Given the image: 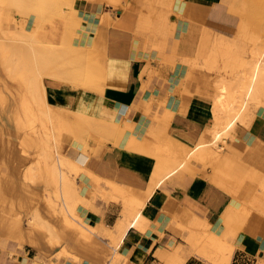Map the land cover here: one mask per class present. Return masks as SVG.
Here are the masks:
<instances>
[{
    "label": "crops",
    "instance_id": "1",
    "mask_svg": "<svg viewBox=\"0 0 264 264\" xmlns=\"http://www.w3.org/2000/svg\"><path fill=\"white\" fill-rule=\"evenodd\" d=\"M77 3L75 8L78 16L82 18V28L78 30L81 38L76 39L75 43L88 45L99 36L97 41L100 51L96 55L98 57L92 56L90 60L94 66L89 69L91 73L86 74L90 85L86 87L90 89L45 77L46 99L52 98L48 103L54 106L65 107L64 109L68 107L69 111L76 109L101 122L112 123L123 133L120 142L109 139L102 143L90 137L86 141H78L81 146L77 149L80 152L85 151L89 156L85 163L86 170L98 175L102 180L114 181L128 190L133 189L131 201H144L140 210V217L142 215L143 218L138 219V225H129L119 235L116 229L118 220L130 219L124 212L127 209L122 204L123 199H110L108 202L94 199L95 189L90 186L88 177H78L76 180L77 184L83 183L92 191L87 197V201L91 202L90 207L81 203L77 205L78 217L73 218L74 215L65 210L62 200H57L54 193H51V187L49 192L42 191L37 199L9 198L7 205L0 208V217L19 218L24 238L30 239L31 234V239L35 242L31 244L26 240L21 243L17 239L7 238L6 230H0V264H212L201 258L185 238L187 234L190 235L193 223L198 219L203 225L207 224L211 232L216 235L218 233V236L226 232L228 241L235 246L231 264L236 258L243 257L255 259L257 264L260 263V259L264 258V219L236 233L235 228L227 229L224 226V209L229 207L232 197L206 176L210 174V168L205 169L202 164L194 161L189 169H181L175 176L158 183L154 192L147 197L146 188L149 186L157 159L150 153L144 154L141 153L143 151L126 148L131 137L149 138L148 133L152 130L158 133L162 131L189 148L198 143L202 136L200 132L211 121V101L201 97L183 96L180 93V84L189 75L190 68L180 61L171 65L170 59L175 56L171 49L160 55L155 48L161 39L158 26L166 20L167 29L174 32V39L171 41L174 40L175 44L181 42L180 44L186 47V56L190 58L196 43L199 42L201 30L209 28L223 32L230 25L231 18L226 2L128 0L126 7L118 10L116 15L100 3L86 0H79ZM105 12L109 13L110 21L101 24L100 15ZM195 12L197 13L194 14ZM11 87L12 97H18L19 85L11 82ZM17 100L14 102L11 99L8 107H19L21 100ZM1 110L2 106L0 181L9 187V184H13L16 174L15 155L17 152L27 154L21 143L26 137L25 134L29 137L32 132L30 128H20L15 115L13 120L9 121ZM166 112H169V115ZM22 115L24 116L23 113ZM248 116V125L237 129L238 138L247 144L242 143L239 146L264 144V107L253 109ZM98 136L95 135V138ZM69 137L67 134L65 138L68 143ZM28 148L34 150L35 147L32 145ZM109 155L112 160L108 158ZM122 157L123 160H130H122L125 162L122 164ZM21 170L22 168L19 169ZM134 170L142 172L139 174ZM138 174L144 176L137 178ZM202 190L207 195L210 192L211 194L203 195ZM47 196L58 203L51 207L47 203ZM128 197L130 198V194ZM37 202L41 219L35 226L32 224L35 220L34 205ZM67 219L71 223H68ZM79 220L80 223H86L87 226L96 227L100 231L109 228L110 233H95L91 240L83 239L75 226L80 224ZM189 224L192 227L188 226ZM181 251L184 253L181 254Z\"/></svg>",
    "mask_w": 264,
    "mask_h": 264
},
{
    "label": "bare ground",
    "instance_id": "2",
    "mask_svg": "<svg viewBox=\"0 0 264 264\" xmlns=\"http://www.w3.org/2000/svg\"><path fill=\"white\" fill-rule=\"evenodd\" d=\"M62 1H65V2H67V4H69V6L71 7V11L68 14L65 13L66 32H65V35H64V37L60 43H52V42H46V41H42V40L40 41V40L36 39V37H35L36 29L32 28L33 29V31H32L31 29L28 30V29H25L24 27L18 28V27H15V24H16L15 22H14V25H10V27L3 26V24L1 23V19H2L1 17L3 14L0 12V15H1L0 16V33H2V35L4 36L3 37L4 42H3V40L0 41L1 42L0 43V59H1V61L2 60L4 61V63H5L4 65L7 66L6 68L8 69V72H10V74L13 77H17L18 79H20L22 81V85H23V89H24L23 91H21V92H23V94L21 93L22 100H23L22 105H24V107H25L24 109L26 110V113L28 114V112H29L28 110H30L32 107V110L34 111V114L36 115V117L40 118L39 120H41L43 122L48 121L50 119V112L48 111L47 107L38 108V106H42V105H46V104L49 105L48 101L50 102V100L52 99V98L50 100H47L49 98L46 99V86L44 85V83H45L44 77H46V75H49L51 77L59 79L60 81L73 82V83H76V85H78L79 84L78 82L81 81V78L85 73V70L87 68H89V69L93 68L92 66H94L93 62L88 57V54H87L88 52L85 49L86 48L85 45H82V43L77 44V43H75V41H73L74 35L76 33L75 27L77 26V24L81 18V17L77 16L78 15V14H76L77 11L73 9V0H67V1L62 0ZM99 1L101 3H103L102 0H99ZM49 2H50V0H0V4H2L3 7L6 6V8H9V6H10V8L11 7L17 8L18 14L21 15L20 17L25 18V17H28L30 15V16H34V18L37 21L41 20V18L48 15V13H51V12H49V5H51V4H49ZM104 2L110 6H114V7L118 6L117 2L115 0H104ZM2 6H1L0 10H2ZM53 7L55 8V6H53ZM3 11H4V8H3ZM53 11H54L53 13L57 12L60 15L62 13V11H59L57 7ZM100 11H101V9H100ZM7 12H8V9H7ZM107 13L108 12H106V14L100 15L101 16V22L108 23L110 21V16L107 15ZM196 13L197 12H195L194 14H196ZM9 15H10V13H9ZM10 16L12 17V15H10ZM46 37H49V36H46ZM55 38H56V35H55ZM261 41L264 42V37H263V40H261ZM261 46H260L261 48L259 49L256 45V47L252 50V52L249 54V56L247 58H245V60L242 58V56L239 57L238 55H236L235 57H236V60H238V61L233 60V62L236 61L237 63H231V61H230V64L232 67H234V65H236V64H237V67L244 66V68L242 67V69H241L242 71L239 70L240 72H238L237 74L235 73V75L233 74L232 77H229V78L227 76L221 75L220 84L216 87L217 90L215 89L216 91H215L214 95L212 96L213 102L211 105V123H210L209 129L206 132V133H210L211 139L209 141H206L205 138H203L193 148H189V146L186 147V145L185 146L182 145L183 143L176 144L177 142L174 143L175 141L174 142L169 141L170 140L169 137H167L169 139L167 141L163 140L164 138L160 139L161 137L159 139H157V142L155 139L154 140L155 142L153 143V144L156 143L155 145H152V143L150 141H143L142 142L141 140H139L136 137H131V139L127 142V144H126L127 149L130 148V149H133V151L138 150L139 152L143 151L141 153H144V154L146 152H150L155 157V160L157 159V163H155L156 166L154 167L155 169H154V171H152L153 172L152 177L149 179V186L146 188L147 197L150 196L154 192V189L158 185V182L163 177V175H166L167 172H171L179 166H181L185 169L190 168L192 161H194L195 157L201 158L203 160L208 159V158L213 159V157H215V159L221 157L220 151H221L222 147L219 144V142L222 139V135L224 133H230V132L233 133L234 132L235 125L238 124L240 119L244 118V117H242V114H244L243 112L246 109L249 102H251V103L253 102V104L254 103H262V102L264 103V101L262 100V98L264 97V44ZM94 49L96 51V47ZM220 50H222V49H220ZM92 51H93V49H92ZM224 51H225L224 52L225 54L224 55L222 54V55L223 56L226 55L225 57H227V55L228 56L230 55V54H227L228 52H230V53L233 52L231 50L225 49V47H224ZM217 52H220V51L217 50ZM233 55H234V53H233ZM233 55H232V57H233ZM216 56H218V55H216ZM96 57H98V56H96ZM229 58H230V56H229ZM214 59H215V57H214ZM225 59L227 60V58H225ZM96 60L98 61V59H96ZM101 60H104V59H101ZM239 60L242 62L240 63ZM211 61H210V63H211ZM226 63H224V64H226ZM227 65H228V63H227ZM97 66H98V64H97ZM101 66H103V65H101ZM231 66H230V68L232 70ZM224 67H225V65H224ZM99 68H100V66H99ZM209 68L211 69V64H210ZM225 68H227V67H225ZM225 68H223V69H225ZM231 70H230V72H231ZM89 73H91V72H89ZM85 83H86V81H85ZM79 85H82V84L80 83ZM88 86H90V85L88 84ZM5 88L6 87H4V90H5ZM6 90H7V88H6ZM1 95L2 94H0V96ZM54 96H56V95H54ZM2 101L7 103V101H5V100H2ZM69 102H70V100H69ZM37 104H38V106H37ZM253 106H252V108H253ZM64 108L56 107V112L58 113V118L60 120V124H59L60 125L59 126L60 131L58 134L61 137L64 136L65 138H66L67 134L69 136L73 135L74 137L77 138V140H75V138L71 139L72 145L70 146L69 150L66 153H64L63 155L60 154L59 151L51 150L49 148V146H47L45 144V142L41 146H40V142H37L39 147H40L39 152H40L41 156L39 155L37 159H35V157L32 158V160L34 159L33 160L34 162H32V160H31V162L36 163L37 168L31 174L33 177L35 176L34 174L41 175V177L43 176L46 183H50L53 185L56 197L59 200H62L65 210L67 212H70L71 215H74L73 216V218H74L76 216L78 217V215L76 214V209H77V202L79 200L78 198H80V197H78V191L75 188L73 181H72L74 178L72 180H70L71 179V177L69 176L70 173H68L69 171H67V170L74 171L76 174V177L77 176L79 177V175H81V173H82V170H86L85 163L87 161V157H89V156H87L88 154L85 153V151L80 152V150L77 149V148H79V147H77L78 139L81 137H84L85 135H88V134H96V135H99V137L97 138L98 139L97 142L98 141L100 142L103 140L106 141V139L107 140L112 139V140H114V142L115 141L117 142V140L119 141V138L122 137V136L118 137L119 133H122V132L118 131L117 128L112 123L101 122L97 118H94L93 116L88 115L87 113L77 111L76 109L74 111H69V110H67L68 107H67V109H64ZM13 111H14V108H13ZM246 112H248V109ZM166 113H168V115H169V112H166ZM34 114H32L33 117L35 116ZM69 115H72L71 119H69ZM183 115H184V113H183ZM245 115L246 114H244L243 116H245ZM27 121H29V120H27ZM248 122H247V124H248ZM243 125H245V123ZM158 134L161 135L162 132L158 133ZM210 137H208V138H210ZM29 143H30L29 140H24V143L22 146L25 148V147H27V145H29ZM116 151H118V150H116ZM117 154H120V153H117ZM123 154H124V152H123ZM33 156H35V155L33 154ZM119 156H121V155H119ZM26 157H25V159H26ZM114 157H116V155ZM114 157H113V160L115 161ZM136 157H138V156H136ZM108 158L110 160H112L111 156ZM122 160H123V157L120 160V162ZM129 160L127 159V160H123V161H129ZM90 161H89V164H90ZM123 161H122V164L125 163ZM110 163H111V161H110ZM137 163L139 164L140 161ZM223 163H225V162H223ZM116 164H118V163H116ZM29 165H30V163H29ZM125 165H127V164H125ZM128 165H129V163H128ZM143 165H144V163H143ZM117 166L118 165H116V167ZM27 167H29V166H27ZM113 167H115V166L113 165ZM145 167H144V169H145ZM147 168H149V167H147ZM248 169H247V172L245 169L247 179L248 178L249 179L251 178L250 180L255 179L256 173L252 172V171H248ZM30 170H31V167H30ZM130 172H131V170H130ZM141 172H142V170H141ZM148 172H150V171L148 170ZM136 173H139V172H136ZM139 174H138L137 178H139V177L142 178L144 176V174H143V176L141 177V176H139ZM82 175H84V173H82ZM131 176L133 177V175H131ZM41 177H39V178H41ZM145 179H140V180H145ZM164 180H162V181H164ZM160 186H162V185H160ZM198 187H200V186H198ZM262 188H263V193L259 194L258 193V192H260V189H259L257 192L259 195L257 194L258 196H256V197H257L258 210L263 214L264 213V186H262ZM206 189H208V188H206ZM132 190L133 189L126 190V192H124V193H129L130 195H132V192H131ZM5 193H6L5 190L0 188V198L5 197ZM133 193H135V192H133ZM201 194L202 193H200V195ZM205 194L206 193L204 192L203 195H205ZM210 194H211V192H210ZM210 194H208V195H210ZM208 195L206 194V196H208ZM132 198H133V196H132ZM209 200H210V198H209ZM85 204H87V203H85ZM143 205H144V202L140 201L138 199L131 203V207L129 210L130 219L128 221H125V219L122 218V219H119L118 222L116 223V229L119 231V235L122 234L129 225H131V224L138 225V219L143 218L142 215H141L142 218L140 217V210L143 207ZM224 210H226V211H224L225 212L224 213V223H225L224 226H228V224H231L234 221L240 220L241 215H239L238 212L234 211L230 207V205L227 209H224ZM247 213H248V211H245V212H243V215L245 216V214H247ZM221 214H222V212H221ZM36 217H37L36 222L35 221L33 222V225H35V226L37 224H39L37 221L39 219H41V217L39 215H37ZM0 218L2 219V220L0 219V221H1V223H3V229L8 232L7 238L17 239V241H20L21 243L28 240L29 243L34 244L35 240L31 239L32 238L31 234H29L30 239H25L23 234L21 233L22 223L18 217H17L18 219L8 218V217H3V216H1ZM194 218L198 219L197 217H194ZM67 221H68V223H71L68 219H67ZM82 222H83V220H82ZM79 223H80V220H79ZM202 223H200L199 219H198L193 223L194 224L193 227L190 226V224L188 225V226L192 227V230H190L191 231L190 235L187 234V236L185 238H187V240L191 243L193 250L196 253H198L201 256V258L206 259V261H209L212 264H231L232 256H233L234 251H235V246L231 242L228 241V238H227L228 236H227L226 232L222 233L223 234L222 236H218V233L216 235L215 233L211 232L208 229L207 224L203 225ZM216 224H217V221H216ZM38 226H40V225H38ZM75 226H77V229L80 231V234L84 237V238L82 237L83 239H90L91 240L93 238V234L97 233L95 231L94 227L87 226L86 223L76 224ZM43 228H44V226H43ZM47 228H48V226H47ZM49 230H50V227H49ZM218 230H219V227H218ZM188 231H189V229H188ZM76 232H78V231L76 230ZM81 235H80V237H81ZM51 237H52V235H51ZM189 246H190V244H189ZM180 247H178L179 250H180ZM184 249H186V247ZM190 249H192V248H190ZM182 252L183 251H181V254H182ZM177 254H179V253H177ZM177 254H176V256H177ZM180 257H182V256H180ZM178 261H180V260H178ZM259 262L260 263H258V264H264V258L260 259Z\"/></svg>",
    "mask_w": 264,
    "mask_h": 264
},
{
    "label": "rangeland",
    "instance_id": "3",
    "mask_svg": "<svg viewBox=\"0 0 264 264\" xmlns=\"http://www.w3.org/2000/svg\"><path fill=\"white\" fill-rule=\"evenodd\" d=\"M77 1L79 0H73L74 10H76L75 6L78 5ZM86 1L103 4V7L105 9L113 11L114 15H116L118 14L117 13L118 10L126 7L128 0H115L118 5L117 7L107 5L104 2V0H102L103 3H101L99 0H86ZM223 1L226 2L228 6V15L231 18L230 25L223 32L211 30L209 28L206 29L205 31L201 30L202 33L199 36L200 38L199 42L196 43L194 47L195 51L191 52L192 56L190 58L186 56V47L182 46L180 44L181 42L179 43L176 42L175 44L174 40L171 41V39H174V32L173 30L167 29L166 26L168 22L166 20L162 25L158 26V32H160L159 35L161 39L155 46V48L159 51L160 55L166 52V50L168 49H171L172 52H174L175 56H173L170 59L171 65H174L175 63L180 61L189 66L190 73L186 77V79H184L182 83L180 84V87H181L180 93H182L183 96H188L191 98L201 97L204 99H208L211 101V105L213 102L212 96L217 90L216 87L220 84L221 75L227 76L229 78V77H232L233 74L235 75V73L237 74L238 72L242 71L241 70L242 67L244 68V66L237 67V64L234 65V67H232L230 64V61L231 63H237L236 61L238 60H236V57H235L236 55H238L239 57L242 56V58L245 60V58L249 56V54L256 47V45L258 47L259 45L261 46L264 44V42L261 41L263 40V37H264L263 36L264 35V0H223ZM49 4H48L49 12L51 13H48V15L41 18V20H38L39 22L34 18V16H30V15L28 17H25L23 15L25 18H22L20 17L21 15L18 14L17 8H14V7L10 8V6L9 8H6V6L3 7L2 4H0V8L2 6V10H0V12L3 14L1 17L2 18L1 23L5 27H10V25H14V22H15L16 23L15 27H18V28L24 27L25 29H28V30L31 29L32 31L33 29H36V32H35L36 39L40 41L42 40L46 42L60 43L66 32L65 13L68 14L71 11V7L69 6V4H67V2L62 1V0H50ZM53 6H55V8L57 7L59 11H62L64 15L62 13L60 15L57 12L53 13L54 12L53 10L55 9ZM3 8H4V11H3ZM7 9H8V12H7ZM9 13L10 15H12V17L9 15ZM76 14H78V12H76ZM102 14H106V12ZM107 15H109V13H107ZM102 23H105V22H101V24ZM81 28H82V18H80L77 26L75 27L76 33L74 35L73 41H75L78 38H81V35L78 33V29L80 30ZM44 34L49 37H46ZM55 35H56V38H55ZM3 37L4 36L2 35V33H0V41L3 40ZM97 39H99V36L92 43L85 45L86 47L85 49L88 52L87 54L90 59L92 58V56L98 55V52L100 51V46L98 44ZM223 46L225 47V49L233 51L231 53L230 52L227 53V54H230L229 55L230 58L228 55L227 57H225L226 55L223 56L225 54ZM260 46L258 47L259 49L262 47ZM93 47L94 48L96 47V51ZM217 50L220 52H217ZM225 58H227V60ZM233 60H236V61L233 62ZM226 62L228 63V65ZM239 62L241 63L242 61L239 60ZM4 64H5L4 61L3 60L1 61L0 59V94H2L0 96V106H2L1 112L7 115L9 121H12L13 116L15 115V119L18 122L17 123L18 126L23 129L30 128V131L32 133H29V137L27 134H25L26 137L23 138L22 140L23 142L21 143L23 145L24 140L30 141L27 147L25 148L23 147V150L27 154L25 155L20 152H17V154L15 155L16 160H17V165L15 168L16 174L14 176V181L12 182L14 184H9L10 186L8 187L6 185L4 186L3 183L0 181V188L5 190L6 192L5 197L0 198V206H2L0 208H3L4 206L7 205V199L9 198H14V197L29 198L31 197L33 199H37L38 197L41 196L42 191L49 192L48 190L50 189V187H51V193H54L56 197V194L54 192V187L52 184L46 183L43 176L41 177V175L34 174L35 176L33 177L31 174L37 168L36 163H32L34 162L33 161L34 159L32 160V158L35 157V159H37L38 156L40 155V152H39L40 147L37 142H40V146L45 142V144L49 146L51 150L59 151L60 154L63 155L69 150L70 146L72 145L71 139L75 138V140H77V138L72 135L68 138V141H69L68 143L66 139H64L65 138L64 136L61 137L58 134L60 131L59 130L60 120L58 118V113L56 112L57 106H54L51 103H49V105L46 104L42 106H38L37 104L38 108L47 107L48 111L50 112V119L44 122L39 120L40 118L36 117V115L34 114V111L32 110V107L31 109L29 108L30 110H28L29 111L28 114L26 113V110L24 109L25 107L24 105H22L23 100H22L21 93L23 94V92L21 91L24 90L22 89L23 88L22 81L18 79L17 77H13L10 74V72H8V69L6 68L7 66H5ZM210 64H211V69L209 68ZM223 64L227 68H225ZM229 65L232 67V70ZM88 73H89V68L85 70V73L81 78V81L78 82L79 84L81 83L82 85H79V84L76 85V83H73V82H69V83L73 84L75 87L87 88L86 86L88 85L89 81L86 77V74ZM46 77L59 80L49 75H46ZM188 81L191 83H188ZM11 82L19 85L18 87L19 93L17 92L18 97H14V98L12 97ZM3 86L6 87L7 90L6 88L4 90ZM87 89H90V88H87ZM17 98L21 99V102H20L19 107H13L14 108V111H13L12 107L9 108L7 104L11 101V99L12 101L14 100L18 101ZM2 100L7 101V103H5ZM262 100L264 101V97L262 98ZM248 105L243 112L244 114H246L245 115L246 117L243 116L244 114H242V117H244L243 118L244 120L243 119L239 120L238 124L235 125L234 132L224 133L222 135V139L219 142V144L222 147L220 151L221 157L216 158V159L215 157H213V159L208 158L204 160L198 157H195L197 160L194 158V161L199 164H202L203 168L205 169L210 168L211 170L210 174L206 175L210 179V181H212L214 184L219 186L222 190L227 192L232 197L230 207L234 211L238 212V214L241 215V218L239 221H234L231 224H228L226 228L230 230L235 228V233L236 231L240 229L250 228L253 226L252 225L253 223H256V221L264 219V213L262 214L258 210L257 197H256L260 193L261 194L263 193L262 186H264V176H263L264 175V147L262 146L264 144L249 145L247 147L239 146L242 143L244 144H247V143L240 141L237 135L238 127L240 126L245 127L248 125L246 121L248 118L247 115L248 114L250 115V112L253 109L258 108L259 106L264 107V103L262 102V103L253 104V102L252 103L249 102ZM247 109H248V112H246ZM21 112L24 114V116L22 115ZM32 114H34L35 116L33 117ZM71 118H72V115H69V119ZM210 123L211 121L207 125H205L202 131L200 132L202 133V136L199 139L198 143L203 138H205L206 141H209L211 139L210 133H206L210 127ZM244 123L245 125H243ZM122 134L123 133L119 134V137ZM148 134L150 136L149 138H144V139H139V140H141L142 142L150 141L152 145L156 144V143L153 144L155 142L153 141V139H156V142H157V139H159L160 137H161L160 139L164 138L163 140H166V141L169 139H170L169 141H173V142L175 141L171 139L168 135H165L163 132L161 134L163 137L160 134H158V132H155L154 130L150 131V133ZM88 135H85L84 137L79 138L78 141H86L87 138H90V137L94 139L96 134H88ZM167 137H169V139ZM97 138H95L94 140L97 141L98 140ZM108 140L106 139V141ZM100 142L104 143L105 140L100 141ZM176 142L177 141H175L174 143ZM176 144H178V142ZM32 145H34L35 147L34 150H31L28 148ZM80 146L81 145L78 142L77 147H80ZM66 147H69V148H66ZM233 150L235 152H233ZM147 153H150V152H147ZM33 154L35 156H33ZM25 157L27 160L25 159ZM21 161L22 162L26 161V162L22 163ZM30 167H31V170H30ZM21 168L22 170L19 171V169ZM181 169H185V168L179 166L175 168L173 171L167 172L166 175H163V177L160 179L161 181H159L158 183L162 182V180L164 179L167 180L170 177L175 176L177 173L180 172ZM245 169H246V172H247V169L248 171L255 172L256 173L255 179H252V180H250L251 178L247 179ZM67 171H69L68 173H70L69 174V176L71 177L70 180L74 178L72 181H73L75 188L78 191V197H80L78 198L79 200L77 202V205L79 203H82L90 207L91 202L87 201V197H89L92 191L90 190V188H88L83 183L77 184L76 180L78 176L76 177V174L74 171H70V170H67ZM82 173H84L85 176L82 175ZM82 173L81 175H79V177H81L82 179L84 177H88L90 179V186H92V188L95 189L93 193L94 199H100L103 202H108V200L110 199L122 198L123 199L122 204L124 205L125 209H127L124 212H126V214L129 215V210L131 207V203L133 201H131L132 195H130V198H129L128 197L129 193H124L126 192V190H128L127 187L120 186L116 184V182L114 181L102 180L98 175L88 170H82ZM259 189H260V192H258ZM57 200L59 199L57 198ZM47 203L51 207H54L55 204L58 202L56 201L55 203L54 200H51L50 196H47ZM38 204L39 202L35 203L34 205L35 220L33 221L35 222L37 219L36 217L37 215L41 217L38 207H37ZM245 211H248V213L245 214L244 216L243 212ZM76 214H77V211H76ZM247 216H248V219H247ZM3 217H7V216H3ZM2 229H3V223H1L0 221V230ZM94 229L97 233H106V234L110 233L108 232L110 231L108 230L109 228H105V230L103 231L102 230L100 231L96 227H94Z\"/></svg>",
    "mask_w": 264,
    "mask_h": 264
},
{
    "label": "built area",
    "instance_id": "4",
    "mask_svg": "<svg viewBox=\"0 0 264 264\" xmlns=\"http://www.w3.org/2000/svg\"><path fill=\"white\" fill-rule=\"evenodd\" d=\"M233 264H257L255 259L249 257L236 258Z\"/></svg>",
    "mask_w": 264,
    "mask_h": 264
}]
</instances>
